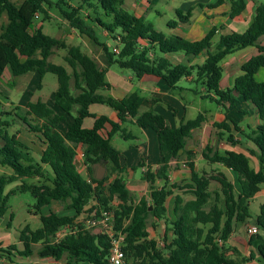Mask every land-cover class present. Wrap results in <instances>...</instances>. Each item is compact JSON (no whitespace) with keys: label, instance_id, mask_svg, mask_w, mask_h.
I'll return each instance as SVG.
<instances>
[{"label":"trees","instance_id":"obj_1","mask_svg":"<svg viewBox=\"0 0 264 264\" xmlns=\"http://www.w3.org/2000/svg\"><path fill=\"white\" fill-rule=\"evenodd\" d=\"M157 1L148 0V3L154 5ZM222 1L209 6L219 5ZM52 6L71 28L101 47L107 67L117 64L121 69L130 70L135 78L156 76L171 90L179 87L180 79L193 75V81L204 87L202 97L225 109V118L212 123L217 135L221 138L225 134L226 140L234 144L237 142L234 139L236 133L258 149V152L249 150V154L258 159V170L251 167L250 158L242 152L225 150L220 153L210 144L202 149L205 161L220 164L236 173L239 192L223 172L215 169L198 171L190 159L192 152H187V180L170 183V161L184 150L185 139L193 129L201 126L205 115L199 112L194 118L182 119L178 126L170 127L160 113L152 110L139 113L143 98L136 92L122 98L98 92L109 87L105 69L99 68L80 47L45 34L41 24L32 26L35 15L41 16L42 20L48 19V8ZM244 8V0H232L229 17L234 18ZM87 10L94 15H84ZM191 11V8L186 11L176 8V18L167 21V27L173 29L178 24L188 23ZM3 14L7 21L0 25V80L6 68L13 76L36 72L41 79L46 73L55 74L57 87L53 92V104L59 113L37 99L25 104L23 115L15 114L28 132L34 133L44 145L37 161L30 148L18 139V131L8 133L7 126L11 122L0 119V165L12 170L8 176H0V217L8 210L11 195L29 192L34 198L33 213L39 214L41 222V226L34 230L29 225L20 230L21 249L15 244L0 246V257L10 262L12 256L29 257L34 254L32 245L41 243L36 252L39 257L55 260L65 257L66 264H107L110 243L102 230L86 229L77 224L74 232L56 238L61 228L74 225L75 216L84 212L91 201L94 204L86 212H93V218L102 212L112 214L113 230L124 235L122 249L126 261L133 259L132 264H244L254 257L250 252L247 258H231L224 243L237 223L248 221L249 202L264 184V81H256L254 77L264 67V44L258 43L259 38L264 40V4L256 5L253 19L245 31L220 35L215 43L212 38L217 32L216 26L210 27L197 40L175 33L164 34L143 15L126 9L124 0H21L17 4L0 0V17ZM98 29L105 31L114 41L113 46L98 40ZM114 46L118 53L112 50ZM248 46H256L258 53L240 65L241 73L233 79L231 87L221 89L220 62L227 55ZM55 49L65 50L63 60L70 72L65 66L49 60ZM176 54H182L184 60L169 57ZM202 55L204 60L201 63H191ZM40 87L39 82L37 89ZM240 97L253 105L257 112L259 123L254 127L242 129L227 114L226 109L235 106ZM91 104L110 107L116 113V120L91 113ZM16 109L22 110L20 106ZM86 118L93 119L90 127L83 124ZM126 122L150 128L157 135L158 167L142 173L150 190L148 198L141 197L137 201L133 200L125 184L123 173L126 168L120 165V152L110 143L116 133L123 139L134 138L123 126ZM62 123L66 124L65 128ZM78 146L83 151L88 178H84L77 168ZM101 159L105 164L109 162L110 172L115 174L110 180V174L102 179H96L92 174V165ZM34 177L45 181H25ZM158 180L162 182L159 187L156 186ZM16 181L19 184L5 192V186ZM212 181L218 183V187L211 189ZM173 188L189 193L191 198L185 199L179 192L175 193L172 215L167 216L166 200L173 194ZM53 200L65 209H73L75 214H42L41 208ZM149 214L156 222L162 220L164 223L162 247L157 240L149 238ZM12 218L10 214V220ZM255 224L264 230V204L259 207ZM156 226L152 224L153 229ZM250 239H260L259 233ZM257 253L264 263L263 242L258 244Z\"/></svg>","mask_w":264,"mask_h":264},{"label":"crops","instance_id":"obj_2","mask_svg":"<svg viewBox=\"0 0 264 264\" xmlns=\"http://www.w3.org/2000/svg\"><path fill=\"white\" fill-rule=\"evenodd\" d=\"M217 1L218 0H199V2L195 4L196 9L199 11L198 14L195 16L191 14V17L189 18L188 23L178 24L175 28L170 30L169 34L175 33V34L182 35L189 40H197V39H200L209 30L210 27L216 26L218 29H217L216 34L212 38V43H215L218 40L220 35L227 34L232 31H236V32L245 31L253 19L254 9L256 5L262 3L260 0H244L245 8L242 10V12L239 15L235 16L234 18H230L229 13H230V5H231L232 0H223L219 5H216L213 7L209 6L210 4H215ZM132 12L135 13L136 15H140V14H137L134 11V9L132 10ZM258 43L260 45H263L264 40L262 38H259ZM247 48H249L250 50H247ZM257 53H258V49L256 46H248L243 49L236 50L235 52L227 55L226 57H229L230 55L232 56H230L229 58H225L220 62V65L222 67V77L220 80V88L225 89L227 87H231L233 83V79L241 73L240 65L246 60H248L251 56ZM234 54L238 56H233ZM169 57L171 59L175 58L180 61L184 60V56L182 54H176V55H172ZM203 60H204V56L202 55L198 58H194L191 61V63L193 64L201 63ZM102 62H101V67L99 66L98 67L101 69H105L106 71L105 79L107 83L109 84V87L100 89L98 90V92L102 93L103 95L112 96L114 98H122L131 92H136L143 98V101L139 108V113L146 111V110H152L157 113H160L166 119L170 127L178 126L179 122L182 119H184L183 116L186 112L185 105L182 103H178L179 109L181 108V113L183 112L182 113L183 115L182 114L179 115V110L174 111V96L172 94L173 90L169 89L165 85L162 79L156 76H153V75H145L141 78H135L131 73L126 74V75H120L116 73L115 71H113L110 68V66L107 67L105 63L104 62L102 63ZM263 69L264 67H261L255 73L254 77L256 81H264V79H261L259 77L262 71H264ZM33 73H35V77L37 76L39 78L38 73L36 72H33ZM185 79L188 81H193V75ZM41 88H42V84H41L40 89ZM40 89H37V85L36 84L34 85L33 80L28 78V81H27V84L25 85L24 90L22 91L17 90L18 94L16 96L19 97L17 98L18 101H20L19 103L25 106V104L28 101L34 102L37 99H41L47 105L54 108L56 112L59 113V111L55 108L53 104V92L55 90L52 91L48 96H43L40 94L39 95L36 94V91ZM202 91L204 92V87L202 88ZM217 106L219 107V109L225 110L222 106L220 105H217ZM89 110L91 113H94L97 116L106 115L110 119L116 120L115 111L106 105L91 104L89 106ZM226 110H227V114L231 118H233L242 129H246L247 126L254 127L256 124L259 123L258 115L253 105H251L249 102L245 101L241 97L238 98V101L235 106L228 107ZM233 112H236L239 115V117L233 115ZM201 113L205 115L206 117L205 121L201 124V126L191 131V135L185 139L184 150L181 151L180 154L176 158L170 161L169 163L170 167L174 163L175 168H177V165H178V168H177L178 171L183 170V167H187L186 165V161L188 160L187 152H192L195 155V157L192 158V160L194 161L196 169H198V163H196V161L204 160L201 154L202 149L204 148L206 144H210L213 150H216L220 153L224 152L225 150H233V151L242 152L246 154L250 158L251 167L255 170L259 169L258 159L256 158L255 155L249 154V150H254V152H258V149L256 148V146L250 140L244 139L238 134L234 133V139L237 142L233 144L226 140L225 134L221 138L217 135L216 133L217 130L212 126V123L222 121L225 118V111L224 112L218 111L216 117H212V116L208 117L206 112H201ZM176 116H179V118H177ZM249 117H250V123L249 124L243 123L245 122L246 118H249ZM92 123H93L92 118H86L83 121V124L86 127H90ZM21 127L23 129L24 135L19 130L17 133L18 139L30 148L31 153L35 152L39 159L41 150L43 149L44 145L34 133L28 132V130L25 128L23 124ZM143 129H144L143 133L146 136V141H147L146 143H144L141 146L140 144L135 145L136 146V150L134 149L135 151L132 150V148H129V150H125L123 152L119 151L120 152V165L126 168L125 172L123 173V176H124L125 184L129 190L130 188H132V186L128 185L129 181H136V182L139 181L140 182L141 180V182L143 183H148L145 179H143L142 173L148 168L153 170L156 167H158L159 153H158V145H157V135L150 128H143ZM20 135H22L23 138H20ZM132 136H134L133 139L135 140L139 139V137H137L136 135L132 134ZM152 144L153 145L155 144L157 146V150L156 148H153L156 150V153L154 152V154L151 155L150 152H151ZM196 146H200L199 153H197L198 148ZM81 149L82 148L80 146L77 147L78 152H80ZM130 150L133 152H131ZM182 154H184V159L178 160L177 158L181 156ZM77 157L79 161L81 159L79 157V154L77 155ZM95 164H93L91 168V171L94 177L98 170V167H96ZM139 164L141 165L138 167ZM84 167L86 168L85 164H84ZM137 168L140 169L141 175L135 174ZM211 169H215L216 171L223 172L227 176V178L234 184L236 191L239 192L238 183H237V175L234 171L220 164H217V163H214V164L212 163ZM187 170H188V176H189L188 167H187ZM86 171H87V168H86ZM171 174H172V170L170 171V175ZM170 175H169V178H170ZM83 177L88 178V171H87V177L85 176ZM18 184L19 182L16 184V186ZM216 187H218V183H216ZM260 196H262L264 200V184L260 186L259 192L256 193L252 197V199L249 202V205L252 204L254 201H256L257 198ZM93 204H94V201H92V204H90V206ZM261 204H264V201L259 202L258 207H260ZM86 211L87 210L85 207L84 212L87 213ZM49 212H55L59 216L69 215L70 212L73 213V215L75 214L73 209H65L61 203H59L58 201H54V200L51 201L48 205L41 208L42 214H47ZM10 214L13 215L12 220H10ZM30 214L33 216L36 215L33 213H30ZM90 214H93V212ZM78 215L75 216L74 221L79 224V220L77 218ZM257 215L258 214H256V216ZM14 216H15L14 212L12 211L11 207H9L6 213L0 217V246L5 247L10 244H15L18 249H21L22 244L18 240V235H19L20 230L25 225H28V224H25L23 227L20 224H18V227H14L12 224ZM241 224L243 225L242 230H239L237 226L235 225L234 230L232 231V233L229 235V237L224 243V247L226 249L227 255L231 258H238L237 256H245V257L247 256L248 257L250 252H252L254 254V257L248 260L247 264H264L261 261L257 253L258 244L261 242L264 243V239H263L264 237L261 236L260 229H259L260 239L251 240L250 238L252 235H249L247 233L248 226L256 225L255 219L252 221H247L246 223H241ZM96 230H100V229L97 228ZM60 231H64V228H61ZM149 236H150V232H149ZM149 238H152V237H149ZM40 247H41V243L33 244L32 248H33L34 254H32L29 257H25V258L19 257V256H14V257L12 256L11 257L13 260L12 262L6 260L5 257H0V264H66L65 257L59 260H55L51 257H39L36 254V252L38 249H40ZM79 264H87V263H79Z\"/></svg>","mask_w":264,"mask_h":264},{"label":"rangeland","instance_id":"obj_3","mask_svg":"<svg viewBox=\"0 0 264 264\" xmlns=\"http://www.w3.org/2000/svg\"><path fill=\"white\" fill-rule=\"evenodd\" d=\"M14 3H19L21 0H11ZM54 1V0H52ZM262 4H264V0H260ZM199 0H158L154 5H150L148 3V0H124V7L130 11L134 9V11L137 14L143 15L146 21L151 22L155 29L158 31H161L164 34H169L170 30L167 27V21L175 19V9L179 8L183 11H186L188 9H192L191 14L194 16L198 14V10L195 7V4L198 3ZM49 9V18L42 20V17L39 16L35 18L34 23L32 26H36L38 24H42V31L45 34H48L50 36L62 39L66 42L68 45L78 46L80 49L90 55L94 58L96 63L99 67H101V62L103 58V51L101 47L97 44H95L90 38H88L85 35L80 34L79 32L75 31V29L71 28L66 20L63 19V17L60 15L58 10L54 8L53 6L48 8ZM93 12L90 10H87L83 12V14L91 15ZM94 15V14H92ZM6 22V16L3 14L0 17V25ZM74 30V31H73ZM97 37L100 42L106 43L109 47L114 45V41L108 37L105 31L98 29L97 30ZM247 50H250L247 48ZM65 55V50L63 49H55L53 55L49 57V60L56 64H61L65 66L68 71L70 72V67L65 63L63 60V56ZM232 56V55H230ZM229 56V57H230ZM233 56H238L234 54ZM225 57V58H229ZM224 58V59H225ZM104 62V60H103ZM102 62V63H103ZM110 68L115 71L116 73L120 75H126L131 73L128 69H121L118 67L117 64H112ZM264 70V69H263ZM234 71V70H233ZM264 71L260 74V78L264 79ZM239 73V72H238ZM28 78L33 80L34 85L41 82L42 88L38 91H36L37 95H43L48 96L52 91H54L57 87V79L56 75L53 73H46L42 77V79H39L37 76L35 77V73L28 72L26 74L13 76L9 69L7 68L3 74L2 79L0 80V119L10 121V125L7 126V131L9 134L16 133L17 131H21L23 134L22 124L21 121L15 116L16 113L24 114V106L23 104L19 103L16 95L18 94V91H22L25 88V85L27 84ZM72 84V82H71ZM178 88L174 89L172 92L174 96V111L179 110V115H181V108L179 109L178 103H182L185 105L186 112L184 114V119H192L194 118L199 112H206L207 116L210 117H216L218 111L224 112V110L219 109V107L212 101L205 99L202 97V94L204 93L202 91V84L200 82L195 81H188L185 78H182L178 82ZM18 90V91H17ZM16 106H20L22 110L16 109ZM6 112H9V114H6ZM250 112V111H249ZM183 115V114H182ZM233 115L239 117V115L236 112H233ZM179 118V116H176ZM29 118V117H28ZM70 120V118H68ZM243 123H250V117L246 118L245 122ZM63 128L66 127L65 123H62ZM124 127H126L127 131L132 133L133 135H136L139 137V139H123L119 133H116L112 136L110 143L119 151L123 152L125 150H129V148H132V150H136L135 145H143L146 143V136L143 133V128L137 126L136 124L126 122L124 123ZM236 134V133H235ZM24 135V134H23ZM20 138H23L22 135H20ZM25 141V140H24ZM1 144V140H0ZM197 153H199V147L196 146ZM157 146L154 144L151 145V155L156 153V150L153 149ZM134 150V151H135ZM82 150H80L81 152ZM131 151V150H130ZM133 152V151H131ZM33 153V152H32ZM34 159H38L36 153H33ZM153 157V156H151ZM195 155L192 153L190 158H194ZM81 159L77 162V168L78 171L85 177H87V171L84 167L83 162V156L80 157ZM178 160L184 159V154L179 156L177 158ZM37 161V160H36ZM181 163V162H180ZM198 163V171L201 170H207L210 171L212 167V163H209L204 160H198L196 161ZM100 165L104 168V176L109 175V180L114 177L115 174L110 172V164L109 162L100 163ZM172 174L170 175L169 182L170 183H183L188 178V170L187 167H183V170L178 171V165L177 168L174 167V163L171 165ZM12 170L8 166H2L0 165V176H8L11 174ZM136 175H141L140 169L137 168ZM140 180V178H139ZM28 183H41L44 182V178H27L25 179ZM18 182H12L5 186V192L9 191L10 189L14 188ZM170 183L168 187H170ZM128 185L132 186L130 188V192L132 195V198L134 201L139 200L141 197H147L149 194V183H143L138 181H129ZM161 181H156V186H161ZM210 188L214 189L216 188V182L212 181L210 184ZM173 194L169 195L166 200V206H167V216L172 215V208L174 205V193L179 192L182 194V196L187 199L190 198L191 195L189 193L180 192L178 190L172 189ZM263 197L260 196L257 198L256 201H254L252 204L249 205V213L250 218L248 221H252L255 219L256 214H259V207L258 203L262 202ZM9 207H11L12 211L14 212L15 216L13 219V226L18 227V224H20L22 227L25 224H28L29 227L34 230L41 226V222L39 219V214H36L35 216L31 215L30 213H33L34 211V198L29 192H17L14 195H11L8 201ZM90 204H92V201L89 203L88 206H86V210L90 207ZM34 214V213H33ZM69 215H73V213L70 212ZM92 217V214L89 213H81L77 216L79 220V224L82 227H86L89 223L88 220ZM152 224H157L155 229H153ZM237 228L239 230H242L243 225L241 223H238ZM147 229L150 232V236L153 239L157 240L159 245L163 246V231H164V223L163 221L156 222V220L153 218L151 214L147 217ZM102 230L104 231V228L102 227ZM260 234L262 237H264V230L260 229ZM264 239V238H263ZM236 255V254H235ZM239 257V256H237ZM247 258V256H246ZM127 262L129 264L133 263V259H128ZM247 264L248 262H244ZM138 264V263H135Z\"/></svg>","mask_w":264,"mask_h":264},{"label":"built area","instance_id":"obj_4","mask_svg":"<svg viewBox=\"0 0 264 264\" xmlns=\"http://www.w3.org/2000/svg\"><path fill=\"white\" fill-rule=\"evenodd\" d=\"M38 15H35V18H37ZM112 50L115 53H118V48L114 46ZM79 157L83 156V151L78 152ZM94 213L92 214V217L90 220H88V225L84 228L86 229H94L98 228L102 230V227L104 228V231L102 232L106 233L109 238V249H108V256H107V264H129L126 261L125 253L122 249L123 246V239L124 235L120 231H114L113 230V223H112V214L107 212H102V214L97 217L93 218ZM74 225L72 227H63L64 231H57L56 238H61L66 233L74 232L77 229V222L74 221ZM247 233L249 235H256L259 233V228L257 225H250L247 227ZM220 242V240H219ZM132 264V263H131Z\"/></svg>","mask_w":264,"mask_h":264},{"label":"water","instance_id":"obj_5","mask_svg":"<svg viewBox=\"0 0 264 264\" xmlns=\"http://www.w3.org/2000/svg\"><path fill=\"white\" fill-rule=\"evenodd\" d=\"M100 163H105L103 159H101L98 163H96V167H98V170L95 174L96 179H102L104 175V168L100 165ZM151 209V206L149 207Z\"/></svg>","mask_w":264,"mask_h":264}]
</instances>
